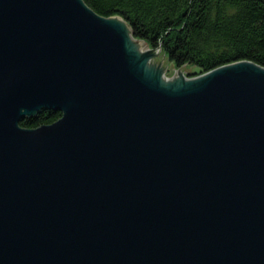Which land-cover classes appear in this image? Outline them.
<instances>
[{
	"label": "water",
	"instance_id": "obj_1",
	"mask_svg": "<svg viewBox=\"0 0 264 264\" xmlns=\"http://www.w3.org/2000/svg\"><path fill=\"white\" fill-rule=\"evenodd\" d=\"M130 38L0 0V264H264V66L167 81Z\"/></svg>",
	"mask_w": 264,
	"mask_h": 264
},
{
	"label": "trees",
	"instance_id": "obj_2",
	"mask_svg": "<svg viewBox=\"0 0 264 264\" xmlns=\"http://www.w3.org/2000/svg\"><path fill=\"white\" fill-rule=\"evenodd\" d=\"M102 16L118 15L134 38L156 49L190 75L247 59L264 66V0H84ZM189 75V74H188ZM60 112L41 109L23 127L54 121Z\"/></svg>",
	"mask_w": 264,
	"mask_h": 264
},
{
	"label": "rangeland",
	"instance_id": "obj_3",
	"mask_svg": "<svg viewBox=\"0 0 264 264\" xmlns=\"http://www.w3.org/2000/svg\"><path fill=\"white\" fill-rule=\"evenodd\" d=\"M136 41L141 43V47H144V51L138 52V50L133 47L134 51L139 54L138 56L146 57L147 55H151V60H145L146 66L148 69L156 71L159 73V76L162 75L168 76V77H174L179 74V72L183 73L185 76L189 77L191 72H193V67L184 65L180 68L175 67L173 63L168 62L167 58L159 51V50H153L148 51L150 48L147 44H145L142 40L135 39ZM145 54V56H143ZM189 74V75H188ZM179 83L177 80L174 81L173 84Z\"/></svg>",
	"mask_w": 264,
	"mask_h": 264
},
{
	"label": "bare ground",
	"instance_id": "obj_4",
	"mask_svg": "<svg viewBox=\"0 0 264 264\" xmlns=\"http://www.w3.org/2000/svg\"><path fill=\"white\" fill-rule=\"evenodd\" d=\"M113 19L114 20H119V22L122 24L123 22L121 21V19H119V18H117V17H113ZM126 31L129 33V29L127 28L126 29ZM130 42H131V44L133 45V47H135L137 50H138V52H142V51H144V47H141V43L140 42H138V41H136L135 39H132V38H130ZM175 77H177V76H174V77H168V76H162V78L164 79V80H167V81H171V80H173Z\"/></svg>",
	"mask_w": 264,
	"mask_h": 264
}]
</instances>
